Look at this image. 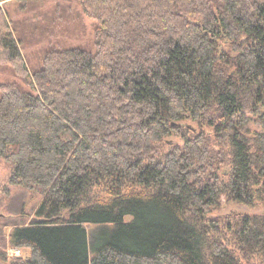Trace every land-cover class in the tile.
I'll return each instance as SVG.
<instances>
[{
    "label": "trees",
    "instance_id": "obj_1",
    "mask_svg": "<svg viewBox=\"0 0 264 264\" xmlns=\"http://www.w3.org/2000/svg\"><path fill=\"white\" fill-rule=\"evenodd\" d=\"M8 1L0 72L30 89L0 82V162L39 201L7 234L28 254L0 257L264 264V211L214 214L264 206V0H75L95 50L52 46L38 68ZM21 1L61 26L75 17L61 0Z\"/></svg>",
    "mask_w": 264,
    "mask_h": 264
},
{
    "label": "rangeland",
    "instance_id": "obj_2",
    "mask_svg": "<svg viewBox=\"0 0 264 264\" xmlns=\"http://www.w3.org/2000/svg\"><path fill=\"white\" fill-rule=\"evenodd\" d=\"M49 1V0H48ZM62 4H70L74 7V16L69 22L61 26L65 19L57 20L52 16V12L48 11L47 18L41 15L33 17L30 10L24 7L19 8L23 4L21 0H10L4 4L9 16L13 20L29 24L28 29L21 36V50L26 58L28 65L31 68L41 66L42 58L46 50L52 46L68 47L79 46L83 49L95 50V26L96 21L84 13L80 5L75 0H61ZM52 4H49L51 6ZM37 21V24L32 27L30 23ZM59 21V23H58ZM55 22V23H54ZM63 29H59V27ZM20 33L17 36L20 37ZM7 80H17L20 83L23 81L20 78L10 74L0 72V82ZM24 84V83H23ZM25 90L30 87L25 83ZM173 141H180L177 138H172ZM8 167L4 162H0V250H5L8 256L27 255L26 249H21L19 253L12 252L13 247L7 242V234L15 224H21L26 221L28 214L32 213L33 209L39 201L38 193L35 189H26L20 186H12L6 184ZM7 186V187H6ZM264 211V206L246 205L238 203L224 202L222 209L214 214H222L227 212L240 213H256ZM26 214V215H25ZM89 232L96 230L92 226H87ZM90 234V240H91ZM0 264H9L0 257Z\"/></svg>",
    "mask_w": 264,
    "mask_h": 264
},
{
    "label": "built area",
    "instance_id": "obj_3",
    "mask_svg": "<svg viewBox=\"0 0 264 264\" xmlns=\"http://www.w3.org/2000/svg\"><path fill=\"white\" fill-rule=\"evenodd\" d=\"M12 252H16V253H19V249L18 248H13L11 249Z\"/></svg>",
    "mask_w": 264,
    "mask_h": 264
}]
</instances>
